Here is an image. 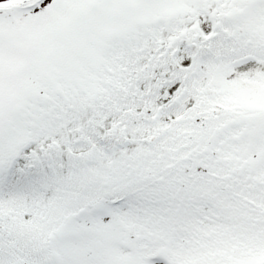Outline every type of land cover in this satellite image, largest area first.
Masks as SVG:
<instances>
[{"label": "snow or ice", "instance_id": "1", "mask_svg": "<svg viewBox=\"0 0 264 264\" xmlns=\"http://www.w3.org/2000/svg\"><path fill=\"white\" fill-rule=\"evenodd\" d=\"M0 264H264V0H0Z\"/></svg>", "mask_w": 264, "mask_h": 264}]
</instances>
